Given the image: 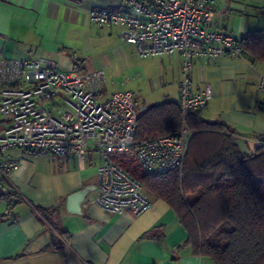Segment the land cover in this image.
Wrapping results in <instances>:
<instances>
[{
  "label": "crops",
  "instance_id": "obj_1",
  "mask_svg": "<svg viewBox=\"0 0 264 264\" xmlns=\"http://www.w3.org/2000/svg\"><path fill=\"white\" fill-rule=\"evenodd\" d=\"M214 7L213 30L239 41L247 31L264 29V0H214ZM92 8L128 10L122 0H0V58H47L59 70H102L101 96L130 91L138 111L178 102L182 55L140 57L118 27L90 21ZM190 75L193 91L208 85L212 92L200 115L223 123L241 154L253 152L264 140V90L256 86L264 61L246 54L194 58ZM2 158L18 164L2 179L11 196L0 197V264H215L185 243L186 230L159 198L147 194L151 206L136 216L94 206L103 159L98 148L52 156L10 147ZM84 187L81 212H69L68 195Z\"/></svg>",
  "mask_w": 264,
  "mask_h": 264
},
{
  "label": "built area",
  "instance_id": "obj_2",
  "mask_svg": "<svg viewBox=\"0 0 264 264\" xmlns=\"http://www.w3.org/2000/svg\"><path fill=\"white\" fill-rule=\"evenodd\" d=\"M128 10L92 8L90 21L118 27L121 40L133 43L140 57L182 55L180 127L158 137L135 140L138 110L130 91L101 96L102 70H59L47 58H0V193L17 161L2 158L10 147L41 150L52 156L102 152L96 167L97 194L92 204L108 214L139 215L151 206L141 182L115 159L131 152L146 172L182 171L193 131L187 114L212 97L207 85L192 90L194 58L237 59L243 45L230 34L213 30L214 0H122ZM264 90V75L257 81Z\"/></svg>",
  "mask_w": 264,
  "mask_h": 264
},
{
  "label": "trees",
  "instance_id": "obj_3",
  "mask_svg": "<svg viewBox=\"0 0 264 264\" xmlns=\"http://www.w3.org/2000/svg\"><path fill=\"white\" fill-rule=\"evenodd\" d=\"M239 42L251 61H264V29L247 31ZM186 121L193 135L182 171L146 172L122 154L119 164L147 194L173 209L194 253L215 264H264V140L241 154L223 123L205 120L200 109L190 111ZM181 122L178 102L140 110L135 140L161 136ZM39 212L48 216L46 209Z\"/></svg>",
  "mask_w": 264,
  "mask_h": 264
},
{
  "label": "water",
  "instance_id": "obj_4",
  "mask_svg": "<svg viewBox=\"0 0 264 264\" xmlns=\"http://www.w3.org/2000/svg\"><path fill=\"white\" fill-rule=\"evenodd\" d=\"M88 188L84 187L73 193L69 194L67 197L66 208L69 212L80 213L82 203L84 202L85 195L87 194ZM68 264H73L71 261H68Z\"/></svg>",
  "mask_w": 264,
  "mask_h": 264
},
{
  "label": "rangeland",
  "instance_id": "obj_5",
  "mask_svg": "<svg viewBox=\"0 0 264 264\" xmlns=\"http://www.w3.org/2000/svg\"><path fill=\"white\" fill-rule=\"evenodd\" d=\"M172 98V97H171ZM123 155L124 157H123V159L124 160H128L129 161V165L130 166H132V167H134V166H136V168L138 167V163L135 161V159H134V157H133V155H132V153L131 152H124V153H120V154H117L115 157H114V159L118 162V163H121L120 161L122 160L120 157H118V156H120V155ZM132 159H134L133 161V163L131 162V160ZM140 168V167H139ZM138 169V168H137ZM141 170H143L142 168H140ZM143 191L145 192V190H144V188H143ZM146 193V192H145ZM147 194V193H146Z\"/></svg>",
  "mask_w": 264,
  "mask_h": 264
}]
</instances>
